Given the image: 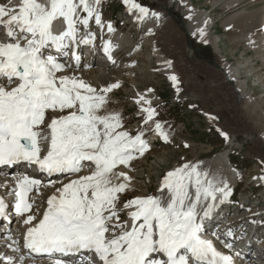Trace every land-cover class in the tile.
Segmentation results:
<instances>
[{
	"label": "snow or ice",
	"instance_id": "1",
	"mask_svg": "<svg viewBox=\"0 0 264 264\" xmlns=\"http://www.w3.org/2000/svg\"><path fill=\"white\" fill-rule=\"evenodd\" d=\"M133 7L139 10L138 19L149 15L139 4ZM100 8L101 0H21L18 8L0 6V27L6 37L0 40V165L25 162L48 176L78 174L85 161L94 166L90 174L56 189L38 223L33 224L34 215L26 217L24 223L30 226L24 247L64 254L86 249L96 254L99 264H234L202 237L197 211L202 197L210 199L212 203L203 208L207 217L218 195L226 199L231 190L226 182L221 186L207 179L198 165L185 162L165 173L160 191L168 190L166 203L163 196L126 201L123 207L130 209V224L121 222L118 194L127 190L131 177L114 169L129 168L150 144L143 132L132 136L121 130L118 113L106 112L107 94L119 83L97 88L75 74H66V69L75 73L82 67L81 46L94 44L96 33L90 23L104 28ZM151 15L160 19L158 12ZM54 22H61L64 30L54 32ZM107 29L115 31L111 22ZM200 34L204 35L202 29ZM111 47L110 41L103 47L109 59ZM69 61H74V67ZM170 79L178 85L175 74ZM137 103L150 101L140 96ZM142 111L145 123L157 115L152 107ZM155 129L160 133L162 124L156 122ZM162 139L168 141L166 133ZM114 178L123 182L114 183ZM41 184L27 175L18 181L16 213L23 216L31 211L27 194L33 188L39 194ZM4 213L5 203L0 199V216ZM0 259L13 264L12 257Z\"/></svg>",
	"mask_w": 264,
	"mask_h": 264
},
{
	"label": "rangeland",
	"instance_id": "2",
	"mask_svg": "<svg viewBox=\"0 0 264 264\" xmlns=\"http://www.w3.org/2000/svg\"><path fill=\"white\" fill-rule=\"evenodd\" d=\"M139 1L149 10L164 9L173 20V26L160 31L161 34H171V37L155 41L172 62V71L179 83L174 85L167 79L161 66L148 58L150 47L144 45L139 49L141 53L134 57L137 70L134 71L135 82H131L121 70L119 89L112 94V98H108L105 108L112 110L109 113L120 115L121 130L128 131L132 136L143 132L144 138H147L156 132L155 123L160 122L162 129L171 134V139L167 142L156 139L154 148L150 147L143 156H137L130 162L129 168L122 165L118 168L129 172L132 183L125 192L118 194L117 208L138 193H154L158 180L175 162L210 158L226 149L231 162L242 172L233 193L236 196L235 206L242 210L245 197L250 198L252 204L264 205V186L261 179H255V176L264 175V116L258 108L264 109V44L256 43L258 46L254 48V43L249 40H231L229 35L235 30H225L221 24L234 13L263 6L264 0H240L234 7L227 8L221 7V0L214 5L210 0H190L192 6L208 12L210 32L218 37V53L198 32L193 34L189 29V15L184 12L183 5L174 0ZM100 9L104 20L109 17L115 19L119 25L122 24L118 26L122 31L133 35V44L142 43L144 31L135 30V21L124 4L118 0H104ZM248 32L252 35L264 34V25L248 28ZM122 51L119 59L125 60ZM222 63L236 67L239 79L244 81L245 93L252 101L238 96L234 81L226 79L218 67ZM145 88L151 89L150 92L157 98L151 106H144L154 108L157 113L147 123L146 113L135 98ZM255 101L258 107L254 105ZM229 138H232L231 143Z\"/></svg>",
	"mask_w": 264,
	"mask_h": 264
},
{
	"label": "bare ground",
	"instance_id": "3",
	"mask_svg": "<svg viewBox=\"0 0 264 264\" xmlns=\"http://www.w3.org/2000/svg\"><path fill=\"white\" fill-rule=\"evenodd\" d=\"M174 1H175V3H178V5L181 4L184 6V8H183L184 12L189 15L188 27L193 32V34L195 32H198L199 33L198 35H200V37H202L203 39L208 41L213 46L214 52L218 53V50H217L218 37H217V35L212 34L210 32V28H211L210 27V19H209L210 16H209L208 12L204 9H200L198 7H195L194 5L192 6V4L190 3V0H174ZM239 1L240 0H221L220 4H221V7H223V8L234 7L235 5H237V3ZM19 2H20V0H11V5H9L8 2L0 0V6H12V7L18 8L19 4H20ZM40 2H43V0H40ZM122 2L124 3V0H122ZM170 2H173V1H170ZM133 3L139 4L140 6L147 9L149 11V15L147 17L138 19V17H140V13H139V10L137 8L133 7ZM210 3L214 5L215 3H217V0H210ZM126 11H129L131 13L132 19L135 21L134 22V25L136 27L135 29H139V30L143 29L142 31H144V35H143L142 43L141 44H133V42L135 41L133 38V35H131L129 33L127 34L124 31H122L121 28H119L117 26V21L112 19V18H109L104 23V25H105L103 28V30L105 29V32L103 33L104 37L100 41L101 44L99 47L100 57L104 58L105 53L103 51V47H104L105 43L110 41L111 46H112L110 48V52L115 51V54H114L115 55V60H114L115 63H113V62L112 63H106V60L99 63L100 60L93 58L89 61H85V62L82 61V67L79 70H76L75 73H73L72 69H66V74H68V75L75 74V75L79 76L81 79H83L85 82L91 84L93 87L101 88V87H105L111 83H119L120 84L121 83L120 73H121V70H123L124 74L128 75L126 77L129 78L131 82H135V74L136 73H134V71H137V70H135L136 60L134 57H136L137 53L139 52V49H141L144 45V47L145 46L150 47V50L148 53L149 54L148 58L151 60L152 59L155 60V62L157 64H159V66H161L163 71H165V75H166L167 79H170L171 75H173L172 62L167 57L168 55L165 56L163 54V52L160 51L159 47H157L155 39L166 40L169 37H171V34L168 35V34H165L163 32H162L163 34H161L160 31L165 30L169 26H173L174 23H173L172 18L170 16H168V13L164 9L157 8V9L149 10L148 7H146L145 5L140 3V1L138 2V0H129V3L126 5ZM152 12H158L160 15V19L156 20L151 15ZM108 22H111V24L115 25V31H113V32L108 31V29H107ZM54 23H57L58 26L63 25L61 22H54ZM221 24L225 30H227L229 28H231L232 32L235 30V32L233 34L231 33L229 35V38L231 40H247V41L249 40L250 43H254V48L257 45L256 43H261L262 45L264 44V34L262 32L254 34V35H252L250 33L251 31L248 32V28H252V27L254 28L257 26L262 27L264 25V5L256 8V9L250 10V11H246V12L245 11H239L237 13H234V14L230 15L229 17L225 18L224 20H222ZM237 25H242V27H235V29H234V26H237ZM96 29L99 30L100 27L98 26ZM201 29L204 32L203 36H201V34H200ZM62 30H64V28ZM149 30H151V32H149ZM97 40H98V38H97ZM256 48H258V47H256ZM262 49H260V51ZM121 50H123L122 52L125 54V57H126L125 60L119 59V53ZM256 51H258V50H256ZM139 53H141V52H139ZM168 61L171 62L170 66L167 63ZM83 65H87V67H84ZM137 65H139V64L137 63ZM91 67H93V68H91ZM218 67H219V69H221V71L223 72L224 77L226 79L234 81V87H235L236 92L238 93V96L239 97L244 96L245 100L248 102L252 101V99L249 97V95L245 93L246 91H245L244 81L239 79L236 67H232L226 63H222ZM84 68L88 69V70H85ZM116 71H118V72H116ZM58 75H59V73H58ZM170 81H171V79H170ZM118 89H119V87L116 89H113L110 93H108L107 94L108 98H112V94L114 92H116ZM140 96H144L146 100L150 101V104L140 103L139 106L141 109L147 108L144 106H146V105L151 106L155 101H157L156 96L146 88L144 90H141L140 92H138V94L136 95L135 98L137 99ZM113 100H117V99H113ZM256 104L257 103L255 101L254 105L256 107H258ZM258 108H259L260 112L262 113V115L264 116V109L260 108V106ZM105 110L108 113L112 112V110H110L109 108H105ZM164 133L167 134L168 140H170L171 134L169 132H167L164 128L161 129L160 133H158L156 131L154 134H152L148 138H144V135H143V138L146 141L150 138L157 137V136L160 139H162V135ZM231 140H232V138H229V142ZM45 147H46V144H45ZM229 154L230 153H229L228 149H226L224 151H220V152L216 153L215 155H213L210 158L199 159V160H185V159L183 160L182 159V161H180V162H175L173 167L170 170H173V169L181 166L185 162H188V163H191L194 165H198V170L202 174L203 173L208 174L207 179L214 181V183L217 185H221V182H226L228 184L231 192H234V189L237 186V182L239 181V179L242 176L241 175L242 172H240V170L237 168V166L231 162ZM83 164L85 165L83 167L85 169L80 175L90 174V172L93 170L94 166L91 165V162H88V161L83 162ZM86 165H88V166H86ZM119 167L120 166H118L116 169H114V172L117 174L119 172H121V170L118 169ZM170 170H168V171H170ZM126 173L130 176L129 172H126ZM77 176H79V175L78 174H71L67 178L59 179V180H53L54 183H52V184H49L48 182L50 180H48V181L42 183V185H41L42 188L40 189V191L38 190L39 194H37V192H34L31 195V197H29V194H27V199L33 205V210L35 208H37L39 206V204L41 203L40 198L43 194L42 193L43 191L48 190L49 191L48 196L50 194H53V193L56 194L57 188H61L64 183L69 182L71 179L77 178ZM262 177H264V175ZM161 178L158 180V183H160ZM260 178L261 177H259V176H255V179H260ZM19 180L20 179H12V181H14V182L16 181L15 182L16 184H18ZM113 182L119 183V182H123V180H122V178L121 179H115L114 178ZM261 182H262V185L264 186V179H261ZM131 183L132 182L130 181L129 186L131 185ZM33 189H36V188H33ZM0 191H2V190L0 189ZM189 191L191 192L193 199H195L194 187H191L189 189ZM8 194H12V193L9 192ZM2 196H3V194H2ZM136 196H147V195H146V193H144V194L138 193V194L134 195L132 198H134ZM151 196H157V197L163 196L165 198L164 202L166 203L167 197L169 196V193H168V190L165 189L163 193L161 191H159V192H156V194L151 195ZM218 201L223 202L225 204V198H221V197H219V195H218V199L216 202H218ZM216 202H214V204ZM250 202H252L251 199H250ZM207 203H212V201L210 199L205 201L202 197L200 204L197 206V211L200 213V216L198 218L199 222H201V220H202L203 208L206 206ZM247 204L249 206H251V204H249L248 202H247ZM255 205L258 206L257 210L254 211L253 216L250 215L248 217H252L254 219L257 216L258 220H259L264 216V208H263L264 205H259V203H256ZM224 207L228 208V210H230L231 212H234V215L227 217V219L224 218L220 221V224L225 226L222 230L217 231L218 228L221 229V226L217 225L216 227H213V224L211 225L210 222L205 223L206 230L210 231V233H213L212 236L214 238L222 239V241H223L222 245H226L227 241H230V239L233 240L235 238V236H233L231 234L232 231H230L232 228H234V225H235V219H233V218H235V216H237L240 219L245 220V222L248 219V217L243 216V214H244L243 212L240 213L239 210H236L235 206H231V204H228V205L225 204ZM128 211H130V209H125V212L128 213ZM249 211H251V208L249 209ZM28 215H34V214L30 211V212L24 213L23 216L17 215L16 217H13V222H12V225L9 229V232L6 235H1V237H0V257H12L13 258V264H42V262H43L40 259L39 260H37V259L27 260L24 257V249L21 247V245L17 241V236H16L17 231L19 230V228L21 226L26 225L24 223V220L26 219V217ZM37 218H38V216L36 217V219L33 222H35L37 220ZM253 219L251 220V222L253 221ZM205 220H206V218H205ZM248 225H249V223H247L246 228L248 227ZM230 227H231V229L229 230ZM203 232H204V228H201L202 237H204ZM244 236L245 235H243L240 238L241 241H242ZM253 240H254L253 238H250L244 243L242 241L243 244L241 243L242 245L240 246L239 256L237 259L238 263L239 262L241 263L243 261V262H245V264H257V263L260 264L259 261L264 259V256H261V253H264V248H263V250L259 251V254H249L248 252H246L249 248H251V251H253L256 247L263 246V244H264V242H261V241L255 242ZM13 241H16L17 243L13 244L12 243ZM239 243H240L239 241H236V243H235L236 246L239 245ZM9 245H11V247H9ZM13 248H16L18 250L13 251ZM260 256H261V260H258V259H260ZM52 261L54 262V260H52ZM0 264H7V262L3 259H0ZM263 264H264V262H263Z\"/></svg>",
	"mask_w": 264,
	"mask_h": 264
}]
</instances>
